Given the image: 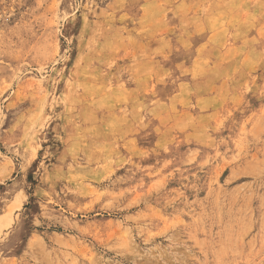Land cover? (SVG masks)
<instances>
[{"label":"rangeland","instance_id":"1","mask_svg":"<svg viewBox=\"0 0 264 264\" xmlns=\"http://www.w3.org/2000/svg\"><path fill=\"white\" fill-rule=\"evenodd\" d=\"M0 264H264V0H0Z\"/></svg>","mask_w":264,"mask_h":264}]
</instances>
